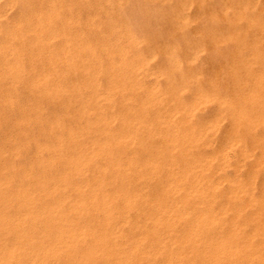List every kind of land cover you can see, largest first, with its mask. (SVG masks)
I'll list each match as a JSON object with an SVG mask.
<instances>
[{
    "label": "bare ground",
    "instance_id": "1",
    "mask_svg": "<svg viewBox=\"0 0 264 264\" xmlns=\"http://www.w3.org/2000/svg\"><path fill=\"white\" fill-rule=\"evenodd\" d=\"M17 1L9 40L33 29L35 42L45 33L60 38L61 48L39 46L34 58L51 60L47 67L28 60V74L25 41L17 38L14 79L32 75L41 85L34 115L17 106V122H39L42 138L22 160L35 137L22 124L21 142L10 129L2 135L8 147L0 145V264H264V16L249 13L254 1L237 4L225 27L204 31L202 42L188 44L183 34L166 41L155 68L149 61L162 49L129 27L131 17L128 23L104 7L106 30L97 20L89 39L79 26L68 34L56 27L63 3L6 5ZM69 1L71 9L81 0ZM178 3L171 24L177 30L188 20V3ZM205 39L213 41L207 57L214 67L196 68ZM232 45L239 48L225 59ZM57 49L66 55L62 73L51 58ZM71 70L82 74L78 83L66 79ZM60 74V84L49 83ZM46 98L47 106L67 108L43 120Z\"/></svg>",
    "mask_w": 264,
    "mask_h": 264
},
{
    "label": "rangeland",
    "instance_id": "2",
    "mask_svg": "<svg viewBox=\"0 0 264 264\" xmlns=\"http://www.w3.org/2000/svg\"><path fill=\"white\" fill-rule=\"evenodd\" d=\"M49 1H51V0H45L44 2L38 0L37 4L38 5L41 4L42 6L47 7L48 4H49ZM55 1L57 2V4L59 2L61 4L63 3L62 6H61L62 8L60 7L57 10V12H58L57 13V17L54 19V23H55L56 27H58L59 29L64 28V30L66 31L67 34H68V32L69 33L72 32L74 27H76V28L81 27L82 30L84 31L83 37H86V38H89V39H92V36H93V34L95 32V30H92L93 27H94L93 26L94 22H96L97 20H103L101 25L104 28L106 27V25L104 23V17L105 16H103L104 13L102 12L104 7L108 11L113 9L112 11H114V14H116V16H115L116 18L119 16L122 19H127L128 23L131 20L129 17L133 18L131 20V22L129 23V27L132 30H134V32L136 34L139 32L138 35H140V33L144 34V35H148V37L151 38V42H152L151 44L155 45V46H159V48L162 49V50L158 51V54H157V56L154 59L149 61V64L151 63L149 66L151 68H155L160 63H162L163 58H164V56L166 54L165 50H163L162 44L164 45V43L166 41H169V40H174V39L175 40H177V39L181 40L180 37L182 36V34L183 35H188V39H190L187 42L188 44L196 43L197 40L202 42L201 37H202L204 31L210 30V29H223L225 27V18L224 17L233 15V13L236 11L237 4H239L243 0H238V1H236V0H203L202 1L203 3H202L201 6H200V3H199V0H185V3H188L189 5L188 4L185 5V8H183V12L182 13H183L184 16H187L188 20L186 21L185 25L180 26V29H178V30L176 29V26H173L171 24H172V21H173V12L176 10V8H177V6L179 4L178 3L179 0H175V2H174V0H170V2L164 3V4H161V3H158V2H154L156 0H146V1L145 0H136V2H135V0H120V1L119 0H115V1L114 0H112V1L110 0L111 2H109V0H100V1L99 0H87V2L85 0H81L82 2L78 1L79 6L75 5L76 8H74L72 6L71 9L68 8V6H67L68 4H70L69 2H71V1H69V0H55ZM88 1H90V2H88ZM139 1L140 2L142 1V2L140 3ZM252 1L255 2V0H252ZM1 2H2V4H1ZM7 2H8V0H0V5H1L0 8H3L5 6L3 8L4 10H2V15H3L4 11L7 12V13L6 12L4 13L2 18L0 17V73H1L0 75L2 77V78L0 77V97H1L0 98V126H1L0 127L1 128L0 129V141L2 140L0 142V145L6 144L3 141V137H2L4 132L5 133L11 132V134L13 133L14 135L19 134V135H17V140H19L21 142L20 138H22L24 136V133H23V131H20V130H22V128L24 127L23 130L27 129L29 134L32 135L33 137H35L34 139L30 140L29 143H26V147H24V149L22 150V156L21 157H22V160H25V159L30 158L32 156V153L35 151L36 147H35V142L34 141L36 139L42 138V136L40 135L41 125H40L39 122H37L38 124L35 123V122L32 123L31 121L28 122L27 119H26L27 121L25 120L24 122L18 123L17 121L20 119V112L16 109V107L17 106H18V108L21 107V106L24 107L26 113L28 112L27 116H29V115L33 116L34 112H35V109H34V107L32 105H33V102L36 99L41 98L40 97V93H39V89L41 88V85L37 81H35L34 77L32 78V75H31V77H27L26 76V78L23 81H21V82H18L16 79H14V76H13L14 72L10 68V67H12L11 66L12 65L11 62L14 63L16 56L20 55L19 52H21V51H19V48L17 46L18 45L17 38L24 39V41H25V45L23 46V51L22 52H24V56L26 58L25 61H24L25 62L24 65L26 67L25 70H26V72L28 74L31 73V70H29V67L27 65L28 64V60H31V59L34 60L35 63L37 64V66H42L43 64L47 63V65L45 67L48 66V61L47 60H51V59H48L49 57L48 58H39V57L34 58L35 54H36V52L38 50V47L41 46L42 44H44V46L46 48H49L50 47V45H49L50 43H52V45H54L55 47H57V46L59 47L61 40H60V38H50L48 40L47 34L44 33L43 34L44 35V37H43L44 40L42 39L41 41L39 40V41L35 42L34 41L35 32L33 31V29H30L31 31H28L27 33H25V35L22 34V37H21V33H19V31H15L14 33L16 34V37L13 40H9V38H11L10 37L11 36V28H12L11 26H12L14 20L16 21V20L19 19V14H20V11H21V2L17 1V2H14L13 4L11 3L12 5L11 4L10 5H6ZM19 2H20V5H19ZM129 2H130V4H129ZM133 2L135 4H133ZM145 2H147V4ZM172 2L174 4H172ZM254 2H253V6L251 5L250 10H248L249 13L250 14L254 13V14H258V15L264 16V10L261 9V7H264V0H256V2L255 3ZM3 4H4V6H3ZM137 4H139L138 7H137ZM148 4H149V6H148ZM153 4H154V6H153ZM83 5H84V7H83ZM126 5L127 6L129 5L128 6V10H127ZM132 5H134L135 8ZM7 6L9 8H7ZM14 6L17 7L18 9L15 8ZM225 6H226V8H225ZM82 7H83V9H82ZM87 7H90L91 11H89L90 8H87ZM5 8H6V10H5ZM153 8H154V10H153ZM227 8H229V9H227ZM135 9H136L137 12L135 11ZM137 9H140V10H137ZM155 9H156V11H155ZM12 10H14V15H13ZM81 10H83V11L81 12ZM142 10H143V12H142ZM154 11H155V13H154ZM141 12H142V14H141ZM209 12H211V15L213 17V21L212 22L209 20V16H208ZM85 13H86V15H85ZM131 13H133V15L134 14H136V15L133 16ZM137 13H138V16H137ZM60 14H62V15H60ZM63 14H64V16H63ZM120 14L122 16L124 15V18ZM150 14H151V16H149ZM68 15H70V16H68ZM10 16H12V17H10ZM139 17H140V20H138ZM84 18H85V20H84ZM128 18L130 20H128ZM90 19H91V21H90ZM92 19H93V21H92ZM134 19H136L135 22L133 21ZM142 19H144V21ZM67 20L68 21H72V22H69L66 25V26H68L66 28V26L65 25L63 26L62 23L66 22ZM132 21H133V24H132ZM6 22H7V24H6ZM147 23L150 24V25H148ZM241 23H243V22L239 21V22L236 23V25L241 24ZM3 24H4V26H3ZM72 26H73V28H72ZM133 26L138 28L139 31L137 32L136 29H133L132 28ZM104 30H106V28ZM88 31H90L91 33L88 32ZM92 31H93V33H92ZM4 34H6V36H4ZM113 34L116 36L115 33H113ZM193 38L196 39V41ZM6 39H7V41H11V43H7V44L4 45V41H6ZM211 42H213V41H210L209 39L203 40V47L197 52L196 58H195L194 63H193L196 68H199L200 66H202V65H200L201 63L202 64H207V62L209 63V68H213L214 67V66L211 65L210 60H208V57H207L208 54L211 52L210 47H209L211 45ZM70 45L73 46V44H70ZM59 48H61V47H59ZM238 48H239L238 45H232V47H229V49H227L225 51L226 52L224 54L225 59L228 56H230L231 53L235 52V50H237ZM183 49H185V50L183 51ZM9 50H10V52H12V54L9 52ZM185 51H187V46H186L185 43H183L182 44V48L179 50V56L181 55L180 56L181 58L184 55ZM64 52L61 49H57V51L54 50V52H52V54H51V56H52L51 58L55 57V62L57 61L56 63H57V68L59 70V73L64 72V64H66L65 63L66 55L64 54ZM158 57H159V59H158ZM202 59H203V61H202ZM11 60H13V61H11ZM222 60H224V58H222ZM60 76H62V75L61 74L59 76L56 75L53 80H49V83L51 82V83H55V84L56 83L60 84L63 81V79H61ZM7 77H8V79H7ZM152 77H153V75H151L150 77L147 76L145 81L151 82L152 81L151 80ZM66 79L70 80V82H72V83H78L82 79V74L79 72V70H71L70 73H69L68 78H66ZM29 82H30V84H29ZM35 87H37V88H35ZM51 95H52L51 97H54L52 93H51ZM30 102H31V104H30ZM47 102H49L47 100V98H46V100L43 99V104L45 106H47L45 104ZM53 104L55 105L54 107H53V105H49V106H47L48 108L42 110L40 115H41V117H43V120L45 118H48V117L51 116L52 111H54L52 109H55L56 112H59V110H61V109L64 110V109L67 108L65 106L66 104L63 105L62 108H61L60 105H58L55 102ZM69 108L71 109V112L68 114V116L66 115V117H65V120H66L67 123L71 122L70 121L71 120V115H72L71 113L74 112V108H72V106H70ZM28 109H29V111H28ZM4 116H5V120L6 121L4 120ZM21 124H22L23 127H21ZM25 124H26V127H25ZM4 125H5V127H4ZM32 125H33V129H32L33 133L31 132L32 133L31 134L30 133V127ZM225 125L226 124H224V126L223 125L222 126L225 127ZM223 127H221V129ZM8 129H10V130L8 131ZM221 129H220V131H221ZM2 130H3V132H1ZM18 130H19V133H18ZM16 132H17V134H16ZM20 132H22V133H20ZM219 134H220V132L218 133V135ZM18 136H19V138H18ZM19 141H17V142L20 143ZM5 147H8V145L6 144ZM24 151H26V152H24ZM232 151L233 150H230L228 152V157H230V161H233L235 159L233 157H235L236 151L235 152H232ZM229 153H231V155ZM231 158H233V159H231Z\"/></svg>",
    "mask_w": 264,
    "mask_h": 264
}]
</instances>
